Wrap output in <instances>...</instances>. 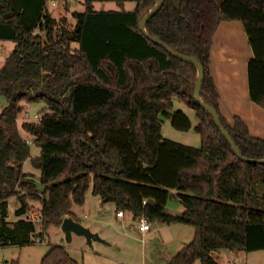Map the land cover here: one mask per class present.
<instances>
[{
	"label": "trees",
	"instance_id": "obj_1",
	"mask_svg": "<svg viewBox=\"0 0 264 264\" xmlns=\"http://www.w3.org/2000/svg\"><path fill=\"white\" fill-rule=\"evenodd\" d=\"M127 1L133 9L123 8ZM82 2V11L71 12L75 27L58 33L45 0H0V40L16 44L0 68L6 99L0 113V246L33 243L34 234H42L33 218L6 221L7 198L17 196L16 216L27 213V197L40 199L45 229L66 216L77 220L72 205L84 202L90 185L101 203H114L134 219L144 214L150 222L194 227L192 239L167 264H221L212 256L217 250L264 251V162L233 153L193 97L196 66L142 32L140 19L156 0ZM95 2L119 9L94 10ZM225 20L240 21L249 37V98L264 110V0H163L145 30L202 64L201 99L216 108L245 158L264 159V138L252 136L239 116L229 121L220 111L209 65L214 33ZM174 99L194 111L199 147L163 138V118L182 131L191 127L185 111L173 110ZM38 101L44 103L41 116L20 128L22 102ZM20 129L37 154L31 155ZM27 158L39 171L40 189L22 170ZM171 195L184 208L179 214L165 210ZM40 264L81 263L52 245Z\"/></svg>",
	"mask_w": 264,
	"mask_h": 264
},
{
	"label": "rangeland",
	"instance_id": "obj_2",
	"mask_svg": "<svg viewBox=\"0 0 264 264\" xmlns=\"http://www.w3.org/2000/svg\"><path fill=\"white\" fill-rule=\"evenodd\" d=\"M135 3L133 1H127L124 3L123 8L126 10H131L134 8ZM46 9L49 14L55 19V32H61L62 30H72L76 25V20L71 16L72 11H82L84 5L82 0H46L45 1ZM94 9H104V10H116L119 7L113 2H97L93 3ZM71 49L75 50L78 48L76 42L70 43ZM14 43L10 40H0V67L3 65L6 57L9 55L10 51L13 49ZM6 105V99L4 95H0V113ZM44 103L41 101L38 102H22V112L17 117V124L20 127L21 123L24 121H37L42 114V108ZM175 109H182L185 111L191 121V127L182 131L176 129L172 126L171 121L168 118H163L161 125V134L163 138L169 139L181 144H185L192 147H199L201 144V137L194 127L197 123L195 113L193 110L188 109L181 101L174 99ZM27 112V115L25 113ZM38 115V117H35ZM230 117V116H229ZM232 121V119H231ZM21 128V127H20ZM21 135L28 141L30 144V153L31 155L37 154L39 148L32 144L31 138L26 132L20 129ZM22 170L26 173L32 174V178L38 184L39 171L32 167L29 158L24 160L22 164ZM34 190H24L23 192H34ZM171 193L175 194L177 191L175 189L170 190ZM98 197L92 194L91 186L87 188L85 192V199L81 205H72V211L76 215L77 220L84 226H90L93 219H95L99 213L105 212L104 215L114 216L115 208L111 204H107V207L100 205L97 201ZM27 213L35 220L36 232H42V234H34V242L27 243L24 245H8L0 246V264H9L10 260L16 259L18 264H40L42 256L52 245H61L66 248L68 253L77 259L81 264H93L96 256L94 252L96 251H109L114 252V250H119L124 253L126 257H129L130 260H140L141 252L144 250L149 251L148 264H154L155 259L161 260L164 254V251L160 247H164V241L169 243L170 240L177 235L184 238L186 235L192 239L194 234V227L192 225H187L183 223H176L169 225L167 223L160 222L158 220L152 221V229L150 233L152 235L151 239L148 236H140L137 229L133 232L127 229H121L117 223L105 225L113 234L110 232L104 233L112 238L116 237L118 241L117 247L106 245L100 243L99 241H93L91 244H88L85 241V238L80 235L72 234V237L69 241L65 239L64 233L61 230L60 225L49 224L45 229L41 226L40 219V209L41 202L40 199L33 197H27ZM9 214L10 217L13 216L14 212L11 210L12 204L15 202V197L9 199ZM180 204L179 199L175 195L169 197L167 204L165 206L166 210L173 209ZM100 207V208H99ZM23 216V217H24ZM165 227L162 228L163 225ZM103 226V224H100ZM160 226V228H159ZM137 231V232H136ZM130 233V234H129ZM141 233V232H140ZM190 235V236H189ZM192 235V236H191ZM188 240V241H189ZM106 243H109L106 241ZM170 246V245H168ZM116 248V249H115ZM128 255V256H127ZM212 256L222 264H264V251L255 250L250 252L245 251H226V250H217L212 253ZM93 258V260H92ZM199 264L197 260L195 262Z\"/></svg>",
	"mask_w": 264,
	"mask_h": 264
},
{
	"label": "crops",
	"instance_id": "obj_3",
	"mask_svg": "<svg viewBox=\"0 0 264 264\" xmlns=\"http://www.w3.org/2000/svg\"><path fill=\"white\" fill-rule=\"evenodd\" d=\"M215 1L219 4L222 0ZM13 43L15 47L16 44L15 42ZM252 58H254V53L249 43V37L244 31L240 21L225 20L219 23L214 33L209 68L219 93L220 111L229 121H231L234 116H239L249 127L252 136L264 138V110L250 101L248 93L247 65ZM11 197H15L14 204L11 202V210L14 212L12 217H10L11 214H9L10 211L8 209L10 203L9 199ZM11 197L7 198L6 221L8 222H14L24 216V214L20 216L15 215V210L18 208L19 203L17 196ZM27 201L28 200H26V202ZM97 201L100 205H104V207H107V204H111L115 208L114 216L109 215L108 217L107 215H104L105 212H101L95 219H93L90 226H87L91 231L98 233L99 236L104 240L103 242L99 241L100 243H104L106 245L114 247L119 246L116 237L112 238L108 235H104V233L107 232L113 234L108 228L105 227V225H114L115 223H117L118 226L121 227V229L128 230L129 228V230L133 232V235L135 229H137L138 231L137 222L130 212L126 211L123 216H118L114 203H101L99 198L97 199ZM183 209L184 208L180 203L177 204V206L173 209L170 208V210L174 211H169L166 209L165 210L168 213L179 214ZM100 224H103V226H100ZM173 224L176 223H170L169 225ZM164 225L162 226V228L165 227ZM151 229L152 223L151 228L144 234H141L139 231L138 232L140 236L142 235V237H144L149 235V238L151 239L152 235H154L150 233ZM153 237H155V235ZM189 238L191 237H188L187 235L184 238L177 235V237L174 236L169 243H166L164 241V247H160L164 251L162 259H155L154 264H167L171 257L191 240H189ZM106 241L109 243H106ZM149 254V251L144 250V252H141L140 260H130V256L126 257L123 252L117 249L112 253L109 251H96L94 252L96 258L94 259L93 264H148ZM195 262L193 264H196Z\"/></svg>",
	"mask_w": 264,
	"mask_h": 264
},
{
	"label": "water",
	"instance_id": "obj_4",
	"mask_svg": "<svg viewBox=\"0 0 264 264\" xmlns=\"http://www.w3.org/2000/svg\"><path fill=\"white\" fill-rule=\"evenodd\" d=\"M163 3V0H156L155 4L150 8L148 12H146L140 19L139 27L142 30V32L145 34V36L153 41L154 43L159 44L160 46L164 47L169 53H171L173 56L191 61L198 71L197 80L194 84V91H193V97L198 102V104L206 110L208 113L212 115V118L214 120L215 125L219 128L222 135L225 137L229 145L231 146V149L233 153L241 160H245L246 162L251 163H263L264 159H251V158H245L242 153L240 152L239 148L233 141L232 137L228 133V131L225 129V127L222 125L219 114L216 110V108L213 105L205 103L201 97H200V88L202 86L203 80H204V70L202 64L193 56L177 52L174 49H172L169 45H167L165 42H163L161 39L149 34L145 30V23L146 21L156 13V11L161 7ZM61 230L64 233L65 239L69 241L72 237V234L83 236L88 244H91L92 241H101L104 240L99 236L98 233L91 231L87 226H84L79 221L73 219L71 216H66L63 218V220L60 223Z\"/></svg>",
	"mask_w": 264,
	"mask_h": 264
},
{
	"label": "built area",
	"instance_id": "obj_5",
	"mask_svg": "<svg viewBox=\"0 0 264 264\" xmlns=\"http://www.w3.org/2000/svg\"><path fill=\"white\" fill-rule=\"evenodd\" d=\"M34 32L40 33V31H38V29L34 30ZM25 115H27V112L25 113ZM35 117H38V115H35ZM144 202L145 201H143V203ZM116 213L118 216H123L125 212L122 210H119ZM32 216L29 213L26 215V217H29V218H32ZM135 221L137 222L138 231L141 232V234H144L145 232H147L151 228V222L147 219V217L144 214H140V216H138L135 219Z\"/></svg>",
	"mask_w": 264,
	"mask_h": 264
}]
</instances>
